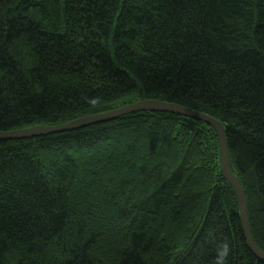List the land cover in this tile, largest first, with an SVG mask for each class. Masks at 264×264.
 Instances as JSON below:
<instances>
[{
    "label": "trees",
    "instance_id": "1",
    "mask_svg": "<svg viewBox=\"0 0 264 264\" xmlns=\"http://www.w3.org/2000/svg\"><path fill=\"white\" fill-rule=\"evenodd\" d=\"M145 100L221 122L264 253V0H0V132ZM0 264H264L215 131L135 112L0 141Z\"/></svg>",
    "mask_w": 264,
    "mask_h": 264
},
{
    "label": "water",
    "instance_id": "2",
    "mask_svg": "<svg viewBox=\"0 0 264 264\" xmlns=\"http://www.w3.org/2000/svg\"><path fill=\"white\" fill-rule=\"evenodd\" d=\"M141 111L158 112V113L166 112V113L181 115L184 117L201 121L207 124L208 126H210L215 131L219 146L221 174L234 192L237 202L238 212H239L240 223L247 247L249 251L259 261L264 263V253L256 246L251 236V231L248 222L247 200L244 190L238 178L232 173L230 169L228 143H227L225 128L223 124L217 121L216 119H213L209 116L186 109L178 105L169 104L160 101H154V100H145V101L129 104L105 113H101L93 116L81 117L71 122L62 123L59 125H39L21 130L0 132V141H20L30 138L58 134L66 131H73L91 125L105 123L114 120L116 118H119L121 116H125L135 112H141Z\"/></svg>",
    "mask_w": 264,
    "mask_h": 264
}]
</instances>
